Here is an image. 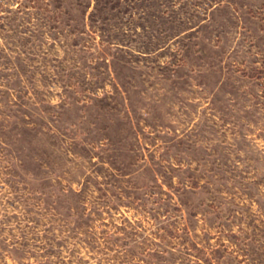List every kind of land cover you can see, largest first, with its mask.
<instances>
[{
  "label": "rangeland",
  "instance_id": "1",
  "mask_svg": "<svg viewBox=\"0 0 264 264\" xmlns=\"http://www.w3.org/2000/svg\"><path fill=\"white\" fill-rule=\"evenodd\" d=\"M0 264H264V0H0Z\"/></svg>",
  "mask_w": 264,
  "mask_h": 264
}]
</instances>
